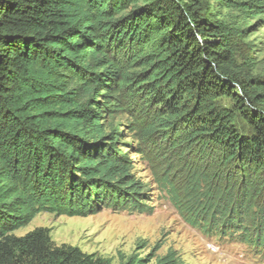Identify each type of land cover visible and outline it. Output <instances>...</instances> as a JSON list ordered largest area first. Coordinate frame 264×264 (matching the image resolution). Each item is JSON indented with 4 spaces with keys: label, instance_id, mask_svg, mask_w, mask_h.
Here are the masks:
<instances>
[{
    "label": "trees",
    "instance_id": "obj_1",
    "mask_svg": "<svg viewBox=\"0 0 264 264\" xmlns=\"http://www.w3.org/2000/svg\"><path fill=\"white\" fill-rule=\"evenodd\" d=\"M218 2L0 0V264H110L56 245L46 228L13 231L38 212L149 208L118 132H104L106 110L134 112L140 140L198 160L184 163L183 194L171 192L191 226L240 230L264 246L255 201L264 188V74L253 72L243 17L216 7L260 14L264 0ZM239 209L250 229L236 223ZM156 264L186 263L169 249Z\"/></svg>",
    "mask_w": 264,
    "mask_h": 264
},
{
    "label": "rangeland",
    "instance_id": "obj_2",
    "mask_svg": "<svg viewBox=\"0 0 264 264\" xmlns=\"http://www.w3.org/2000/svg\"><path fill=\"white\" fill-rule=\"evenodd\" d=\"M209 1L218 4L220 0ZM216 7L224 15L243 17L241 24L247 25L248 34L246 47L252 48L253 72L264 74V13L253 14L250 7L243 11ZM97 99L102 100L99 96ZM133 116L135 113L128 110H106L101 113V122L104 132H118L120 148L128 155L131 173L146 185L149 197L146 211H115L103 207L86 215L38 212L13 233L20 236L38 227L46 228L56 245L77 246L82 252L108 259L110 264H121L129 257L142 259L143 264H156L169 249L175 250L186 264H264V246L243 241L238 236L240 230L221 234L191 226L185 220L187 214L179 210L171 192L176 189L177 194H183V188L178 187L186 175L184 163L190 161L197 165L198 160L191 155L180 158L158 139L140 140L130 130ZM255 201L264 212V188ZM241 215L240 209L233 213L236 223L243 220L250 229L251 220ZM258 224L264 221L260 219Z\"/></svg>",
    "mask_w": 264,
    "mask_h": 264
},
{
    "label": "clouds",
    "instance_id": "obj_3",
    "mask_svg": "<svg viewBox=\"0 0 264 264\" xmlns=\"http://www.w3.org/2000/svg\"><path fill=\"white\" fill-rule=\"evenodd\" d=\"M210 245H213V244H209V247H210ZM213 246H215V245H213ZM215 248H216V246H215ZM215 250V249H214Z\"/></svg>",
    "mask_w": 264,
    "mask_h": 264
},
{
    "label": "bare ground",
    "instance_id": "obj_4",
    "mask_svg": "<svg viewBox=\"0 0 264 264\" xmlns=\"http://www.w3.org/2000/svg\"><path fill=\"white\" fill-rule=\"evenodd\" d=\"M215 248V247H214Z\"/></svg>",
    "mask_w": 264,
    "mask_h": 264
}]
</instances>
